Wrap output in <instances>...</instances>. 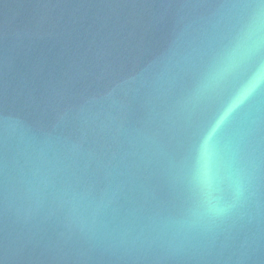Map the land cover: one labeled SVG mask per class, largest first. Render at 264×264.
Listing matches in <instances>:
<instances>
[{"label":"water","instance_id":"95a60500","mask_svg":"<svg viewBox=\"0 0 264 264\" xmlns=\"http://www.w3.org/2000/svg\"><path fill=\"white\" fill-rule=\"evenodd\" d=\"M0 264H264V0H0Z\"/></svg>","mask_w":264,"mask_h":264}]
</instances>
